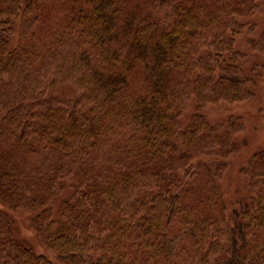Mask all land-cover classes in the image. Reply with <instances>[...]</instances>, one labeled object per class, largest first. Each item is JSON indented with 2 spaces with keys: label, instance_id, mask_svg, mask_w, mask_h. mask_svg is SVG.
<instances>
[{
  "label": "trees",
  "instance_id": "trees-1",
  "mask_svg": "<svg viewBox=\"0 0 264 264\" xmlns=\"http://www.w3.org/2000/svg\"><path fill=\"white\" fill-rule=\"evenodd\" d=\"M262 7L0 0V204L33 214L58 264H264V147L230 213L224 164L197 159L236 151L242 119L212 125L202 111L253 98L235 42L247 33L264 55V24L250 21ZM0 264H55L2 209Z\"/></svg>",
  "mask_w": 264,
  "mask_h": 264
},
{
  "label": "rangeland",
  "instance_id": "rangeland-1",
  "mask_svg": "<svg viewBox=\"0 0 264 264\" xmlns=\"http://www.w3.org/2000/svg\"><path fill=\"white\" fill-rule=\"evenodd\" d=\"M264 6V0H261ZM261 13L250 19L257 27L258 34L264 24V7L261 8ZM17 30L15 31L12 46L16 42ZM249 35L243 33L236 38L235 47L244 55L243 62V77L250 75L255 76V85L252 86L253 98L247 101L228 104L219 103L217 105H209L203 111L209 123L219 125L226 123L230 117L242 119V130L235 135L236 151L229 154L225 158L213 155L208 158L205 156L197 158L199 161L207 163L213 172L217 163L224 164V170L219 178V184L223 192L224 201L228 213L233 209L239 208L242 204L248 202L249 193L247 181L242 172V168L246 166L252 154L259 148L264 147V55L252 51L247 40ZM78 92L68 86L64 97L66 99L76 100ZM193 113V102L191 101L184 113L181 121L186 124ZM55 205V203H53ZM0 209L8 213L14 220V236L22 241L27 247L32 248L36 253L42 254L53 263L58 264L56 255L45 248L35 236L31 228L30 222L33 214L22 210L4 207L0 204Z\"/></svg>",
  "mask_w": 264,
  "mask_h": 264
}]
</instances>
